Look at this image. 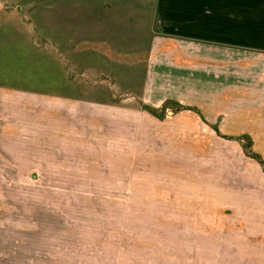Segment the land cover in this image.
<instances>
[{
    "label": "rangeland",
    "instance_id": "374dc122",
    "mask_svg": "<svg viewBox=\"0 0 264 264\" xmlns=\"http://www.w3.org/2000/svg\"><path fill=\"white\" fill-rule=\"evenodd\" d=\"M50 5L0 0V81L35 92L8 116L0 88V264H264V168L226 139L264 160V0L204 10L234 48L157 35L96 70Z\"/></svg>",
    "mask_w": 264,
    "mask_h": 264
},
{
    "label": "crops",
    "instance_id": "0c3cea01",
    "mask_svg": "<svg viewBox=\"0 0 264 264\" xmlns=\"http://www.w3.org/2000/svg\"><path fill=\"white\" fill-rule=\"evenodd\" d=\"M216 2L217 0H51L50 40L57 48L56 52L64 50L68 60L80 58L82 63L90 65L91 70H96L101 65L106 66L104 62L107 57L114 55L151 54L157 35L234 48L233 45L202 41L205 38L202 34L204 10L205 15L212 6L216 10ZM158 25L160 29L158 27L155 30ZM93 57L96 58L91 60ZM111 65L108 69L113 67ZM7 86L16 93L4 96L8 106V110L5 106V115L10 116L20 113L18 109H23L26 103L23 95L35 92L26 90L23 84L0 81V88ZM63 95L61 97L67 99L77 98L70 97L69 94Z\"/></svg>",
    "mask_w": 264,
    "mask_h": 264
},
{
    "label": "trees",
    "instance_id": "16d2710c",
    "mask_svg": "<svg viewBox=\"0 0 264 264\" xmlns=\"http://www.w3.org/2000/svg\"><path fill=\"white\" fill-rule=\"evenodd\" d=\"M164 108H166V107H164ZM185 110H187V111H193V112H196L197 114L201 115L200 112L197 109L186 108V107L179 108L178 109V112H182V111H185ZM146 111L149 112L150 114L156 116V117H160L159 114H158V112H157V110H155L153 108L147 107L146 108ZM216 131L220 134L219 130H216ZM226 139H228V140H237V141H240V142H244L245 144H243V148L245 150H248L250 156L254 160H256L258 163H260L263 166V168H264V160L262 159V157L259 154H257L253 150V141H252V139H251L250 136H247L246 135V136H242V137H239V138H229V137H227Z\"/></svg>",
    "mask_w": 264,
    "mask_h": 264
}]
</instances>
